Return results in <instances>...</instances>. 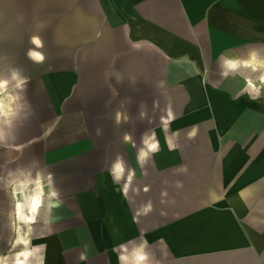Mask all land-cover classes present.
I'll use <instances>...</instances> for the list:
<instances>
[{
  "label": "crops",
  "instance_id": "1",
  "mask_svg": "<svg viewBox=\"0 0 264 264\" xmlns=\"http://www.w3.org/2000/svg\"><path fill=\"white\" fill-rule=\"evenodd\" d=\"M57 12L45 62L28 60L27 131L39 134L21 155L62 193L44 264H118L113 247L139 239L155 264H264V97L234 100L242 78L208 70L264 49V0H65ZM152 132L159 150L141 167ZM117 155L135 170L126 196L109 172Z\"/></svg>",
  "mask_w": 264,
  "mask_h": 264
},
{
  "label": "clouds",
  "instance_id": "2",
  "mask_svg": "<svg viewBox=\"0 0 264 264\" xmlns=\"http://www.w3.org/2000/svg\"><path fill=\"white\" fill-rule=\"evenodd\" d=\"M31 47L26 51V57L34 64H42L46 54L42 50L44 41L39 34L29 38ZM219 75L227 79L229 76H240L243 87L232 99L247 95L250 100H260L264 96V49L251 48L246 56L222 55L219 62ZM242 69L244 71H242ZM30 77L16 65L0 68V149L4 152H18L22 155L23 146L17 143L21 130L30 121L33 114L32 105L27 95ZM141 118L146 116L140 112ZM128 117L116 113L115 123L127 122ZM132 137L125 134L124 142H131ZM133 146L135 144L133 143ZM174 146L170 145L169 150ZM159 150V141L155 133H145L137 152V163L143 167L151 155ZM16 159H6L0 165V192L8 197L9 206L4 228L7 237L4 242L7 251L0 252V264H44L43 257L34 253L32 239L36 225L51 226L54 220V210L63 204L62 193L57 187L54 173L48 171L37 158L27 162ZM109 172L113 183H121L120 191L126 196L135 176V170L130 169L125 160L117 155ZM177 182V187H180ZM147 191V188H145ZM152 211L148 202L142 209L147 215ZM134 221L136 217L133 218ZM51 234V233H49ZM87 244L79 254V260L88 259ZM118 264H155L153 253L146 239L129 240L113 247Z\"/></svg>",
  "mask_w": 264,
  "mask_h": 264
},
{
  "label": "rangeland",
  "instance_id": "3",
  "mask_svg": "<svg viewBox=\"0 0 264 264\" xmlns=\"http://www.w3.org/2000/svg\"><path fill=\"white\" fill-rule=\"evenodd\" d=\"M64 1L65 0H0V68L16 65L21 67L24 73L28 75L26 69H28V66H31L26 57V51L31 47L29 38L33 34H39L44 41L43 49L51 50L49 43L52 37L53 39L57 37L58 32L57 10L59 5L64 4ZM208 70L212 73L211 75L215 76L218 83H223L224 80L229 79L234 80V77L240 79V76H229L227 79L222 78L219 75L220 70L218 62L209 65ZM242 71L244 70L242 69ZM44 111L47 112L46 109ZM31 120L30 118V121L23 128V132L19 135L20 139L17 140V143L21 144L23 148L25 142L32 137V135L39 134L37 128H35V134L27 131L28 128H31ZM50 121L52 120L50 119ZM16 154V152L10 154V152H4L0 149V155L3 159L2 164L6 159H16L18 156L20 157L18 162L28 161V158L22 157L20 153H18V156H16ZM41 165L44 166V164ZM8 206V197H6L3 192H0V252H5L8 248V245L4 242V238L7 237V232L4 228L6 220L4 214L7 212ZM47 232V225L41 226L38 224L36 225V231L32 239L34 253H36L38 257H43V260L44 256L40 248Z\"/></svg>",
  "mask_w": 264,
  "mask_h": 264
}]
</instances>
